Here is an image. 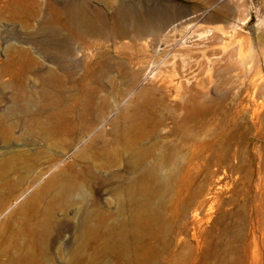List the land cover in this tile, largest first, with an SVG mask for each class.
<instances>
[{
	"label": "rangeland",
	"instance_id": "obj_1",
	"mask_svg": "<svg viewBox=\"0 0 264 264\" xmlns=\"http://www.w3.org/2000/svg\"><path fill=\"white\" fill-rule=\"evenodd\" d=\"M39 2L41 15L39 13L35 22L26 23L23 12L11 9V0H0V115L15 120L10 130L7 124H0V214L21 190L31 184L39 171L48 169L54 163L56 166L0 216V248L5 245L3 238L31 212L40 208V216L44 217L50 198L54 199L53 225L45 237L38 232L32 246L14 248L13 254L0 255V264H171L179 253H182V258H194L184 264H217L221 254L217 243L218 225L214 221L222 209L221 203L234 197L233 178L212 166L207 158L192 169L191 183L188 188H183L182 195L184 198L190 197L192 192L205 195L213 207L210 212L205 210L201 213H205L203 216L209 221L206 223L203 219L200 226L203 232L196 231V239L191 218L184 216L186 210L179 216L170 212L177 180L169 177L168 172H176L182 167L185 152L176 154V162L170 159L163 165L161 177L144 180L137 192L130 194L124 190L126 182L132 184L134 166L140 154L175 136L176 130L172 128L165 111L159 108L155 115L157 122L146 125L149 131L136 144L139 148L116 145L113 138L121 134L128 119L138 114L143 90H150L152 79L144 76L142 68L150 60L154 65L163 57L169 59L171 55L176 56L172 63L163 65V69L169 71L168 75L173 71L184 72L191 66L188 71L190 76L198 70L196 62L205 69L212 61L223 65L229 54V61L239 65L238 40L241 36L245 43L242 54L251 69L246 75L237 70L235 91L237 96L243 94L253 78L261 91L259 98L264 99V0ZM77 10L96 29L90 35L75 25L76 35L71 40V46L78 54L73 56L77 67L73 83L66 93L80 94L85 82V85L93 87L96 97L103 96L110 103L123 102L98 131L68 152L70 142L51 135L39 125L29 124V119L30 114L38 112L44 121L48 114L47 110H38L37 103L40 100L39 91L44 87L37 74H44L48 67H53L52 62L41 59V55L48 54L44 41L46 32L51 29L55 33L54 38L67 39L65 30L55 23L73 16ZM230 31L234 32L233 42L226 45L223 33ZM37 45L40 47L36 48ZM22 47H35L41 53L33 54L39 65L31 64L19 82L7 68L12 61L25 59ZM130 64L137 71L133 80L123 73ZM88 67L92 71L84 77ZM218 77L214 71L216 85L213 89L220 90L219 87L222 89L224 84ZM133 84L137 87L130 94ZM21 90L28 95L33 94L35 100L26 99L28 95H20ZM227 102H230L229 99L223 98L219 102L216 116L220 122L228 119L225 109L230 105ZM165 127L167 131L163 130ZM211 139L206 136V142ZM91 140H94L93 145L86 146ZM104 147L116 149L105 152ZM137 149L140 152L136 154ZM18 151L29 154L33 160L18 161L13 169L4 171L2 166L7 157ZM152 156L145 153L143 158L151 161ZM218 187L217 201L210 194H205L209 188ZM225 208L236 209V206L231 204ZM83 226L93 233L86 247L81 246Z\"/></svg>",
	"mask_w": 264,
	"mask_h": 264
},
{
	"label": "bare ground",
	"instance_id": "obj_2",
	"mask_svg": "<svg viewBox=\"0 0 264 264\" xmlns=\"http://www.w3.org/2000/svg\"><path fill=\"white\" fill-rule=\"evenodd\" d=\"M11 4L10 7L14 12L18 11L25 14L26 23L31 20L35 22L39 17V0H11ZM55 25L65 30L67 39L58 40L54 38L55 33L51 29L46 32L47 38L44 41L47 48L45 50L50 56L48 54L41 55V59L49 60L53 63V67H48L44 74H37L38 80L44 84V87L39 91L38 110H47V118L43 121L40 119L39 113L35 112L30 114L29 124L39 125L42 130H46L51 135L70 142L69 152L98 131L112 113L117 111L123 101L121 103L118 101L110 103L103 96L96 97L93 87L85 85V82L83 83L84 90H81L80 94L70 95L66 93L68 86L73 83L77 67L73 56L75 54L78 56V54L71 46V40L76 35L75 25H78L83 33L90 35L95 33L96 27L82 15L80 10L75 11L73 16L69 15L66 19L57 21ZM48 35H50L49 38ZM233 35V31L223 33L226 45L232 44ZM238 42L240 45V52L238 51L240 55H238L241 61L239 65L229 61L231 57V54H229L223 65H220L217 61H212L208 69L196 62L198 70L190 76L188 71L191 70V66H188L184 72L171 70L173 73L170 72V75H168L169 71L163 69V65L168 62L172 63L176 56L171 55L172 57L170 56L169 59L163 57L154 65L150 60L147 66L145 64L142 67L144 76L152 79L150 90H143L139 101L140 110L138 114L127 120L121 134L114 136L113 140L116 145L121 144L127 148L136 147V144L149 131L146 125L157 122V119H155L157 110L159 108L164 110L169 117L172 128L176 130L175 136L170 140L168 138L164 143L160 141L156 146L145 152L153 155L151 161H145L143 158L145 153L140 154L139 160L134 166V176L131 178L132 184L129 185L126 182L124 190L130 194L137 192L139 185L144 180L149 181V178L153 176L161 177L163 165L170 159H174L176 162L178 160L176 154L182 151L185 152L186 158L183 159L182 167L176 172L172 170L168 172L169 177L177 180L170 212L172 215L179 216L183 210H186L184 216L191 218V225L195 230L194 236L197 239L196 231L203 232L200 226L203 219H205L203 216L205 213H201L205 210V212H208L212 206L208 203L209 200L205 195L199 196V194L192 192L190 197L184 198L182 190L188 188L191 183L192 169L196 168L203 158H207L212 166L219 169L223 174L232 177L233 184H235L234 197L221 203L222 209L219 210L214 221L218 225L217 243L221 254L217 264H264V99L259 98L258 95L261 91L258 83H255L253 78L250 79V85L244 88L243 94L237 96L234 84L239 72L237 70L246 75L251 69L250 64L248 65L245 60L246 57L242 54L245 47L244 38L241 36ZM36 48L22 47L25 59H17V61H12L9 64L7 71L10 75L15 76L19 82L29 71L31 64L39 65L33 54H40L41 51L38 52ZM131 63H135V61ZM135 68L131 67V64L125 67L124 75L133 80L137 76ZM91 71V67L86 68L84 77ZM214 71H216V77L219 75L218 79H221L224 84L222 89L219 87L220 90L213 89L216 85L213 80ZM136 87L137 84H133L129 93H133ZM21 93L20 95H28L24 90H21ZM25 98L35 100L33 94H29ZM221 98L230 101L227 102L230 107L225 109L228 119L225 122L223 121L224 123L220 122L216 116ZM2 123L7 124L6 126L10 130L14 127L15 120L8 119L2 114L0 115V124ZM114 124L116 125V121H114ZM163 130L167 131L168 129L165 127ZM206 136H210L211 141L206 142ZM93 143L94 140H91L86 146H92ZM104 149L105 152H113L116 148L104 147ZM139 150H135L136 154ZM25 160L30 161L33 159L24 152H15L7 157L2 169L8 171L9 168L13 169L18 161ZM55 166L56 163L51 164L48 169L39 171L33 177L31 184L19 192L18 196L2 211L0 216L7 212L19 198L25 195L29 188L37 184L40 179L42 180L45 173ZM219 189L220 187L209 188L205 194H210L213 200L217 201ZM96 192L99 194L97 188ZM53 200L50 198L48 201L44 217L40 216L42 210L38 208L16 227L12 228L10 233L3 238L5 245L0 248V255L13 254L12 249L14 248L18 250L32 246L36 241L38 232L42 237L47 236L53 225ZM231 204L235 205L236 209L227 210L225 206ZM208 221L209 218H206L205 222L208 223ZM82 229L81 246L86 247L93 238V233L87 226H83ZM188 259L192 260L194 258H182V253H179L172 259L171 264H184Z\"/></svg>",
	"mask_w": 264,
	"mask_h": 264
}]
</instances>
